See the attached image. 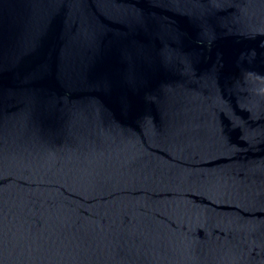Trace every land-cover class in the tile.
Segmentation results:
<instances>
[{"label": "water", "instance_id": "obj_1", "mask_svg": "<svg viewBox=\"0 0 264 264\" xmlns=\"http://www.w3.org/2000/svg\"><path fill=\"white\" fill-rule=\"evenodd\" d=\"M0 264H264V0H0Z\"/></svg>", "mask_w": 264, "mask_h": 264}]
</instances>
